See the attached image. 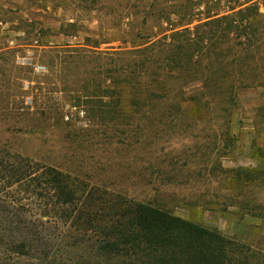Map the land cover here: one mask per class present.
I'll use <instances>...</instances> for the list:
<instances>
[{
    "label": "rangeland",
    "instance_id": "obj_1",
    "mask_svg": "<svg viewBox=\"0 0 264 264\" xmlns=\"http://www.w3.org/2000/svg\"><path fill=\"white\" fill-rule=\"evenodd\" d=\"M252 3L264 14V0H0V160L21 155L96 196L152 203L264 264V83L198 102L202 81L166 77L160 55L172 33ZM3 173L0 229L12 239L33 231L44 247L88 211L73 204L59 219L49 192ZM12 239L0 241V264L37 262L9 251Z\"/></svg>",
    "mask_w": 264,
    "mask_h": 264
},
{
    "label": "trees",
    "instance_id": "obj_2",
    "mask_svg": "<svg viewBox=\"0 0 264 264\" xmlns=\"http://www.w3.org/2000/svg\"><path fill=\"white\" fill-rule=\"evenodd\" d=\"M207 18L193 28L172 33L169 41L168 36L163 38L168 41L163 45L170 47L160 51L166 52L160 54L163 74L171 79L196 77L202 81V89L191 99L199 102L207 97L225 104L237 95L238 88L264 83V14L252 3L232 14ZM165 66L175 74L167 73ZM166 83L162 91L168 89L162 95L174 89ZM16 161L0 160L4 181L45 189L52 204L61 207L59 219L68 216L66 206L83 203L88 208L78 212L44 247L33 231L25 239H12L15 229H0V241L12 239L9 251L30 255L37 260L31 264H248V255L244 259L237 255L242 245L234 248V241L214 229L149 202L130 201L118 194L96 196L78 178L24 156L17 155ZM99 202L103 204L99 211H90ZM105 207L109 214L100 212ZM4 212L2 219L21 222L19 213Z\"/></svg>",
    "mask_w": 264,
    "mask_h": 264
}]
</instances>
